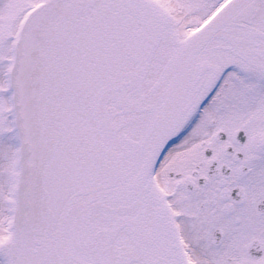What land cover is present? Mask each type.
<instances>
[{
  "label": "snow or ice",
  "instance_id": "6c2138e0",
  "mask_svg": "<svg viewBox=\"0 0 264 264\" xmlns=\"http://www.w3.org/2000/svg\"><path fill=\"white\" fill-rule=\"evenodd\" d=\"M0 264H264V0H0Z\"/></svg>",
  "mask_w": 264,
  "mask_h": 264
}]
</instances>
